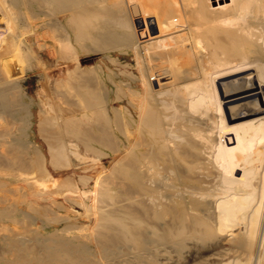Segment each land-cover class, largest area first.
<instances>
[{
    "label": "bare ground",
    "instance_id": "6f19581e",
    "mask_svg": "<svg viewBox=\"0 0 264 264\" xmlns=\"http://www.w3.org/2000/svg\"><path fill=\"white\" fill-rule=\"evenodd\" d=\"M85 1L0 0V109L28 106L21 96L25 77L16 75L11 58L35 47L44 62L43 101L54 112L37 124L47 160L36 148L31 157L16 155L13 142L0 159L11 155L13 165L31 169L39 182L49 166H69L63 181L73 177L81 185L95 216L81 245L94 243L105 256L120 246L156 259L205 251L219 254L213 264H264V0H112L125 13L115 18L110 5L100 6L109 25L93 24L92 15L104 17L98 7L85 9ZM37 12L41 24L30 28V18L24 24L27 13ZM97 42L122 56L104 54L97 65L89 56ZM12 128L8 122L0 137L11 136ZM73 158L91 163L76 171ZM90 170L101 174L92 189ZM40 208L60 210L56 202ZM9 210L0 216L24 222L18 206ZM19 235L0 264H67V257L72 264L111 262L110 256L103 263L82 257L79 246L45 263L39 249L46 243L30 253L17 245Z\"/></svg>",
    "mask_w": 264,
    "mask_h": 264
},
{
    "label": "rangeland",
    "instance_id": "374dc122",
    "mask_svg": "<svg viewBox=\"0 0 264 264\" xmlns=\"http://www.w3.org/2000/svg\"><path fill=\"white\" fill-rule=\"evenodd\" d=\"M86 1H88V2H86ZM86 1H85L86 4L84 3V5H83V7L85 9H91L92 8L94 10L95 7L96 8L98 7L97 9L99 11L100 6L103 5V7H104L106 5L107 7L106 6L105 7L108 8V6L110 5L108 9H109V11L111 10L110 11L111 13L108 10H107L108 11L107 13H110L112 15L116 12L115 13L116 15H118V13L119 14L121 13L120 17L124 16L125 8H123L122 10H119L120 8H115L112 5V0H101V1L100 0H98V1L86 0ZM148 8L150 9L151 7H147V9L146 8H144V9L150 13H153L155 11V7H153L154 9L152 8L153 11H152V9L150 11ZM36 9H37V7H36ZM100 9H102V7ZM103 9L101 10V12H104L106 10V9L105 10H103ZM112 10H114V11H112ZM38 12H37V14L33 13L34 16L32 13L31 14L27 13L28 14V15H26L27 18H25V16L23 17L24 18L23 19L24 24H25V21H26V23L29 22L28 18H30V21H31L30 26H29L30 28H32V26H34V24H37V23L41 24L42 19H41V15H39L40 12L39 13ZM101 12L99 11L98 12L99 14L98 13L97 14L98 15L102 14L101 17H104L103 18L104 20L100 19V16H99V19H97V17H94L95 19H93V16H95V15H92L91 20H93L92 21L93 24L101 25V24H107L108 23L107 25H109L110 22H106V21L110 20V19H107V17H110L109 14H107V15L105 14L107 16L106 17L103 15L104 13H101ZM115 14L113 15V17L116 16ZM31 16H33V17H31ZM118 16H116V17H118ZM33 18H36V19H33ZM105 19H107V20H105ZM97 20H98V24L96 22ZM101 20H103V21H101ZM15 22H18V21H17L16 16L14 15L13 23H15ZM27 25H28V23H27ZM23 28H26V27L24 26ZM118 38H116V40H118L117 43L120 44L121 41H119ZM104 42H106V41H104ZM97 43H98V45L91 44L90 45L91 48H89L91 51V52L89 51V56L91 59H93V62H95L97 65L102 62L101 56L104 54H110V56H112V57H117V56L121 57L122 56L121 55L122 53H120L116 49H110L109 50V48H108L109 46H107L106 44H104L102 42H97ZM100 43H102L101 47L102 48L104 47L103 49H100L101 48V47H99ZM32 49L34 51V53L31 54L32 56L29 55L30 53L27 52V53H23V54H18V55L11 58L12 59L11 64H14V63H15L14 65L17 64L16 68H18V70L15 72V73H17L16 75L18 77L19 76L25 77V80L22 82V87L24 88L23 89L24 92L21 93V91H20L19 94L20 93L22 94V95L20 94L23 97L22 101L24 103H27L28 106L17 105L15 107L13 106L14 108L8 107V108H11L12 110L11 109L9 110L8 108H7L8 110H6V109L1 110L0 109V131L2 129H4V127L7 126L8 122H10L13 125L11 136L6 135L4 137H0V150L4 146H6V144L13 142L14 144L16 143L18 146V147H16L17 148V152H15L16 155L22 154L24 156L27 155L28 157H31V156H33L34 150L36 148V151H40L44 155V157H45L44 159L47 160L46 145H45V142L42 138L40 130H38L39 126L37 127V124H39L38 120L41 119L40 117H42L45 114H46L45 116H47V115L51 116L54 114V112H51L52 110L49 108L46 109L47 106H45V104H44L45 102L43 101V99L45 100L44 94H46L45 93L46 88L43 87L45 85V83L43 81L44 79L42 77L43 76V69H41V68H44V66L40 67V65H44L43 59L42 58L38 59V57L35 54L38 51L36 50L35 47H32ZM92 49H93V51H92ZM119 49L121 50L122 47L120 46ZM21 57L23 59L22 62H20ZM34 59H35V61H34ZM26 60H29V61H26ZM36 60H38V61L36 62ZM121 61H122V59H121ZM35 62L39 65L40 68L37 67L38 65H36ZM108 67H109V69L113 70L114 72H115V70L117 71V69H114V67L111 64H108L107 68ZM105 72H106V75L108 73V75L111 76L109 74L110 72L107 71L106 69H105ZM118 72H119V70L116 73H118ZM119 76H120V73H118V76H116V77H118L119 79L123 78V76H120V77ZM106 78H107V76H106ZM46 111H48V112H46ZM49 112H51L52 114ZM47 113H49V114H47ZM37 130H38V133H37ZM10 157H11V155H10ZM10 157L7 156V158H6L7 160L6 159H2V160L0 159V210L10 211L9 208L11 209V207H13V206L14 207L18 206V208L21 211L20 214H23L22 217H24V222L20 224V222H18V221H15V222L8 221L3 216H0V255L5 254V250H7V251H8V249L10 250L11 245L12 244L14 245V242H13L14 238L13 237H15L18 233V234H20L19 236L23 237L21 239L23 242L18 241V243L20 245L17 244V242L15 243V245L17 244L19 247H21L22 249H26L29 252L31 250L37 251L39 248H36V247H38L37 245H39V244L40 245H43L44 243L47 244V245L46 244L43 245V247H44L43 249H39L41 251L43 250L42 253L44 256L43 258H44L45 263L47 262V260H49V258H53V257H57V256H60V258L67 257L68 256L67 253H69L67 251H70V253H71L72 249L75 250L74 248L77 249V248H79V246H80V254L77 251V255L79 254L82 257H84V256L87 257L86 256L87 254L94 255V259L99 257L100 263H103L105 261L104 259L109 258V256H110V258H111L110 261L112 263L109 262V264H118L119 262H120L119 264H130V262H132L131 261L132 259H134V260L131 264H140L141 260H144V261L149 260L150 264H202V262H203L202 260H204V258L207 259L208 263L206 262V260H204V262H206V264H209V263L213 264V262L215 261L214 256H216V257L219 256V254L213 255L212 252L184 251V252L176 253L177 255H175V253L174 254L172 253L169 256L161 255V256L157 257V259H156V257H152L148 254H145L147 256H144V254L142 256H139L138 254H136V250L128 251V249L124 250L125 247L122 248L120 246H119L120 251L118 250L119 249L118 248L117 250L113 251V253H110V255L105 256V255H103V253L98 251V247L96 244L93 245L94 243L91 244V242H90L88 244L87 242H85V244L83 246L81 244L83 241H85V237L90 236L91 235L90 233H92L91 229L94 226V225L92 226V224H94L95 216L92 213H90L88 207L85 206L86 204L83 201V197L81 196V194L77 190V189L81 188V185L78 182H76L73 177L70 178L69 181H67L66 179L63 181L64 176H67L69 173L70 174L72 173V172H70V169H69L70 167L69 166H68V168H67V166L63 167L64 165L62 166V163H60V162L59 163L61 164L62 167H59L60 165L58 163H57L58 167H51L48 165L49 168H48V171L46 172L48 175L47 178L45 180L39 182L36 179V176H35L36 173L35 174L31 173L32 172L31 169H27V170L21 169L15 163L13 165L10 162ZM71 160H72L71 162L75 165L74 168H77L76 171H80L83 167H86L91 163L90 161H86L85 164L81 165V163H79L80 162L79 160H77L75 158H73ZM101 161L105 165V164H108L110 162V158L101 159ZM46 164H48V163H46ZM90 171H87L88 172L87 175L90 176V178H91L89 180L88 185H87L88 189H92V185L93 186L95 185L94 183H95L97 177L101 176V174L97 175L96 171H93V170H90ZM91 180L94 182H92ZM75 186H76V191L73 190V189H75ZM52 202L58 203L60 210L55 211V212L48 211V213L45 210L44 211L40 210V209H42L40 207L47 206L48 204H50ZM35 207H38V208H35ZM36 209L38 211L42 212L41 217L39 214H37ZM43 212L44 213L46 212V213L44 214ZM49 212L50 213L52 212L51 213L52 215H50ZM82 214H85V215H82ZM86 215L87 216L90 215V216L87 217ZM84 216H85V218H84ZM47 217H49V218H47ZM58 217H59V219H56ZM61 217H63V219ZM26 220H28V221H26ZM26 222H28V224H27L28 227L26 225ZM29 225H30V227H29ZM69 225H70V228H68ZM71 225H73L74 228L71 227ZM74 225L76 226V228ZM62 226H64V227H62ZM27 228L28 229L30 228L28 230L30 233L27 230H25ZM33 228H35V229L33 230ZM59 228H61L64 231H60L61 229H59ZM89 228H90V230L88 231ZM22 230H25V231H22ZM19 231L21 233L24 232L25 234H28V235L25 236L24 233H23L24 235L23 234L21 235V233ZM48 234H49V237H51L53 239V241H49V239H51V238L48 237ZM24 236H25V238H24ZM82 237L84 240H82ZM43 238L45 240L46 239L47 240L45 241ZM78 238H80V239H78ZM26 239H27V241H26ZM35 239H37V240H35ZM41 239L43 240V243L40 242ZM66 240H68V241H66ZM11 241L13 242L12 244H11ZM71 243L74 246H72ZM59 245H60V249H59ZM70 246H71V248H68ZM39 247L41 248L42 246H39ZM29 249H31V250H29ZM44 250L45 251L47 250V251L45 252ZM32 251L30 253H33ZM49 251L51 253H53V254L55 253V254L49 255L50 254ZM96 251L98 254L96 253ZM125 251H126V254L128 252L127 256H125V253H124ZM46 253H47V255H46ZM61 254H62V256H61ZM99 254L100 255L102 254V255L100 256ZM11 255H12V253L8 252V253H6L5 257L10 258ZM134 255L135 256L137 255V256L135 257ZM48 256H51V257H48ZM100 257L101 258L103 257V258L101 259ZM121 257L123 258V260H125L127 257L132 258V259L129 260L130 262L125 263V261H123ZM71 259L72 258H70L71 262L69 261V257H67L66 259L64 258L63 261H65L67 264H69V262H70V264H72L74 259H72V260ZM117 260H119V261L117 262ZM96 261H98V259H96ZM106 263L107 262H104V264H106Z\"/></svg>",
    "mask_w": 264,
    "mask_h": 264
}]
</instances>
